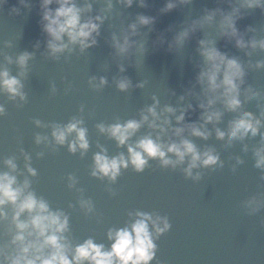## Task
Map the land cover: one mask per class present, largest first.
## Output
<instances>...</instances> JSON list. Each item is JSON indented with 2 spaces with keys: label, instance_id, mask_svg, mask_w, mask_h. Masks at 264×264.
<instances>
[{
  "label": "clouds",
  "instance_id": "obj_1",
  "mask_svg": "<svg viewBox=\"0 0 264 264\" xmlns=\"http://www.w3.org/2000/svg\"><path fill=\"white\" fill-rule=\"evenodd\" d=\"M116 2L124 8L132 7L134 2L138 7L145 6L144 0H116ZM191 2L192 0H175V2L168 0L160 9V13L171 12L177 5H187ZM4 3L5 0H0V6ZM53 4L56 5L54 9L50 7ZM82 4V7L77 6L76 0H41L40 23L41 30L47 38L46 49L49 57L58 59L59 54L65 51L71 54L74 47L83 53L96 45L101 25L105 19L110 18L106 14L112 11L111 0H105L106 6L95 16L90 15L92 5L88 0H82ZM21 6L27 7L24 0H21ZM229 7L232 8L230 12H224L220 8L205 11L203 16L192 20L178 32L168 42L166 50L169 52L173 49L179 50L197 32L215 29L218 38L224 39L226 43H232L237 50L259 48L264 51V40L245 42L235 26L236 20L242 18L241 9L264 8V0H239L238 7L231 5ZM11 11L18 13L15 8ZM154 22V17L139 15L121 31L119 36L113 35L111 47L115 55L119 58H128L134 54L142 56L145 51L144 45L138 44L134 38L140 35L139 28H148L151 31ZM158 43L164 44L162 37L158 38ZM196 43L200 64L197 65L198 71L193 87L200 88V95L195 109L191 103H188L185 107L179 108L165 105L157 111L158 101L153 97L152 105L141 111L139 120L116 123L107 129L103 125H98V130L101 133L107 132L109 138L116 142L117 147H126L128 156L125 158L124 155H119L110 159L101 150L93 158L94 167L91 173L93 177H106L110 182L115 181L120 170L129 166L137 173L143 172L149 160H158L161 167H176L184 164L187 158V167L183 169L186 178L191 177L192 170L198 166L211 167L218 164L222 166L219 155H214L211 149L200 152L191 140L182 138L187 132L191 137L207 140L211 133L206 125L214 126L217 140H223L227 136L229 144L233 140L243 141L246 137L259 135L262 146L254 153L257 158L255 166L264 168V131H261L264 128V108H261L258 117L242 109L240 89L245 76L242 64L238 59L222 54L213 39L206 37L197 40ZM248 54L245 52V55ZM30 58L28 53L21 54L17 58L16 62L22 70V76ZM255 67L257 69L264 67V62L257 63ZM119 71L123 72V67H120ZM94 80L95 78L89 81L94 89L106 83L103 78L98 85ZM116 86L119 91H125L130 87V81L127 78L120 79L116 82ZM137 87L143 85L139 84ZM21 89L22 84L17 78L11 77L7 70L0 71V92L8 94L10 99L18 96L23 100ZM245 93V101L259 97V93L250 89H246ZM194 95L189 89L178 98L177 103L183 104L187 97ZM217 104L224 112L238 113L236 118L229 122L226 132L215 128L223 114L216 109ZM194 111H199L200 115L197 119L202 123H184L186 114ZM0 114H3V108H0ZM188 118L191 119L190 115ZM36 123L39 126V122ZM81 123L82 121L73 119L63 128L53 126L52 136L55 143L63 145L66 138L75 133V139L68 144L69 152L75 153L79 149L83 155L88 149V141L86 129L80 126ZM173 123L177 127L173 128L171 126ZM144 125L150 130L149 134L138 139L135 144H128L130 138ZM153 133H155L154 138ZM172 137L178 138V142H174ZM40 142L41 138L37 137L36 143ZM169 154L175 159H171ZM25 159L27 160V157ZM5 164L15 171V165L11 160L5 161ZM26 170L29 175L35 176L33 169L26 167ZM198 178V175L193 177V179ZM28 188L27 180L22 185H17L15 176L8 172L0 173V220L8 219V213L3 209L10 207L11 223L15 229L8 244L0 247V264H150L156 255L155 240L170 227L166 220H161L159 217L154 219L149 214L136 212V219L131 224L118 230L109 229L107 239L111 243L108 249H105L103 244H96L92 239H87L71 248L64 235L68 231V217L62 212L50 211L47 202L36 198ZM81 206L91 210L87 202H82ZM256 210L258 207L253 209ZM24 214L26 218L21 220ZM161 224L163 227L160 226Z\"/></svg>",
  "mask_w": 264,
  "mask_h": 264
}]
</instances>
